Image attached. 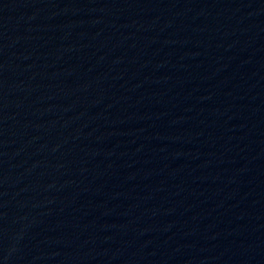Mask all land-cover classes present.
Here are the masks:
<instances>
[{
    "label": "water",
    "instance_id": "water-1",
    "mask_svg": "<svg viewBox=\"0 0 264 264\" xmlns=\"http://www.w3.org/2000/svg\"><path fill=\"white\" fill-rule=\"evenodd\" d=\"M0 264H264V0H0Z\"/></svg>",
    "mask_w": 264,
    "mask_h": 264
}]
</instances>
